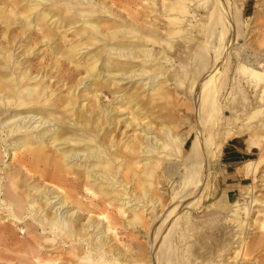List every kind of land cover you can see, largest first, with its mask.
Masks as SVG:
<instances>
[{"label":"bare ground","instance_id":"obj_1","mask_svg":"<svg viewBox=\"0 0 264 264\" xmlns=\"http://www.w3.org/2000/svg\"><path fill=\"white\" fill-rule=\"evenodd\" d=\"M49 1L51 0H44L45 4ZM122 1L111 0L113 4H121ZM124 1L132 6L141 5V10L154 8L150 9V15L146 12L143 14L146 19L150 18V23L144 19L140 20L143 15L139 16L137 10L126 9L123 19L126 24L120 27L114 22L108 28V35L104 34V48L107 49L104 77L99 79L90 66L91 63L86 65L85 77H81L76 83V80L74 81L75 84L69 87L66 98L60 101L58 108L53 102L54 91L50 85L44 84L49 74L40 70V63L34 64L32 61L41 55L51 54L59 60L64 59L62 62L67 60L79 69L82 63L73 59L75 53L64 50L63 46H59L58 42L42 29L38 28L36 38H31L29 30L34 31L38 24L36 22L32 26L31 22L25 21L26 26L21 34L17 32L18 34L8 42L11 46L5 48L8 55L0 57L8 59L14 68L16 66L11 76L9 70H0V118L9 113L6 119L0 120L1 133L5 135L0 141V147L4 148L3 153L8 157L4 168H0V209L7 212L5 216L8 218L0 222V231L14 230L13 223H27V220L31 219L33 223H27V231L36 233L37 230H42L44 234H52L70 249L71 256L69 254L70 257H67L68 253L65 252L60 264L175 263L173 236L181 222L177 214L184 205L189 207L193 203V200L186 202L185 198L191 194V190L196 189L194 192L197 193V198L194 203L199 201L202 187L206 183L207 169L219 158L222 147L228 140L236 136H247L248 148L256 147V128L248 127L239 114L230 112L229 116H226L219 104V99L227 87V73L233 59L231 46H234L232 49L237 56L240 77L242 75L248 83L262 92L260 102L261 99L264 100V49L255 48L251 39L245 40L248 34L245 36L241 29L243 20L241 9L237 6L238 0ZM210 1L212 4L206 19L203 16L196 19L200 15L197 8L203 9V5ZM28 3L22 5L26 12L32 11L35 6L34 0ZM103 3L102 5L106 2ZM4 8L2 10L7 16L18 15V11L9 9L7 12ZM107 10L114 12L111 8ZM79 12L80 18L84 17L83 22L89 25V28L95 31L99 29L86 17L91 12ZM193 19L196 23L190 25ZM5 20L11 21L8 17ZM194 33L203 35V40L199 41L200 48L198 47L196 52L192 51L195 53H192L190 60V66L193 63L195 70V76H192L187 60L182 63L180 61L178 70L172 68L177 51L174 54L169 51L178 37L191 45L190 43L195 41ZM39 35L41 37H38ZM210 42L213 45L207 46ZM18 44L20 45L17 47ZM155 45L161 47L158 46L159 49L156 50ZM19 49L17 59H23L15 61L14 52ZM186 52L184 50L182 54ZM119 59L124 60L122 63L125 66H118ZM59 60L56 61L55 71L57 65H60ZM73 70L76 71L74 68ZM34 71L36 74L33 76ZM117 77H122L123 80L137 77L136 82L140 81V84L129 93L124 90L115 91L118 85ZM72 78L73 76L70 80ZM189 79H192L190 83ZM108 81L110 85L106 88L115 101L111 103V107L104 110L99 103V96ZM181 86L187 90L189 97L192 96L195 111L200 118L197 117L199 120L191 131L179 136L176 131L179 127L174 124L178 120L175 121L178 107L175 93ZM81 91L84 92L82 95L87 94L91 98L84 97L81 100ZM86 100V104H81ZM90 102L92 103L88 106ZM156 107L159 109L155 110ZM19 108L21 110L16 111ZM22 109H25V112ZM254 114H264V110H257ZM28 123L31 125L27 127ZM32 125L34 126L31 127ZM68 125L76 129V132H82L81 139L73 136L69 138L68 130L64 127ZM122 125L125 127V135L129 129L135 133L131 134V137L125 136L126 139L120 145L122 140L118 141L117 133ZM190 138L191 143L184 153ZM47 145H51L55 149L54 152ZM58 145L66 147L59 148ZM21 151L32 160L33 167L29 171H20V168L25 166H14L15 162L12 163ZM11 159L12 162H9ZM141 163L142 167L139 166ZM257 163L249 161L246 171L253 175ZM140 169L145 176L143 182L136 173ZM160 173H163L162 177L173 188L171 207L170 204L166 207L164 197L154 184V179L159 177ZM24 174L32 176L28 179H33V187H29L30 182L24 180ZM130 184L133 185L131 193ZM120 187H123L121 191ZM252 192L253 189L248 187V193ZM42 199L45 200L44 204ZM113 206L118 210L115 211ZM144 207L152 208L150 219L144 217L148 209ZM240 207L239 201L231 203L227 220L231 221L232 227H235L238 233L243 234L247 222H242L244 213L240 211ZM246 207L248 209V206ZM126 212L131 215L127 226L136 231H143V235L137 236L120 230V218ZM26 213L28 215L24 216ZM183 216L185 215H182V220ZM4 218L1 217L0 220ZM173 218V222H170ZM8 221L12 223H5ZM181 232L176 233L180 242L186 238L183 237L184 232ZM243 239L241 238L240 242H243ZM0 253L2 261H5L8 251L1 243ZM31 263L55 264V261L36 255Z\"/></svg>","mask_w":264,"mask_h":264},{"label":"rangeland","instance_id":"obj_2","mask_svg":"<svg viewBox=\"0 0 264 264\" xmlns=\"http://www.w3.org/2000/svg\"><path fill=\"white\" fill-rule=\"evenodd\" d=\"M12 1H14V2H12ZM24 1H26V2H24ZM28 1H30V0H19V1L18 0L17 1L16 0H0V10H1V13H0V33L3 32L2 34H0V57H2V55H5V56L8 55V53H6V51H5L6 50L5 48H9L11 46L8 42H10V40L13 36H16L18 33L21 34L22 30L26 26L25 21L31 22L32 26L36 22L38 24L37 25L38 27L35 28L36 30L35 29H34V31H31L33 29L29 30V34L32 35L31 38H33V37L36 38V36H37L36 33H39L38 30L42 29L45 31V33H48L56 42H58L59 46H63L64 50H66V51L71 50L73 53H75L76 56L73 59L80 62V64L82 63L81 64L82 66L79 69L73 67V65L70 62H68L67 60H65L67 63L65 61H63L65 63L62 64L63 63L62 60H64V59L60 58V60H59L55 56L48 54L49 52L47 53L48 55H46V54L41 55L40 54L41 56L35 58L32 61L34 64L40 63V68H41L40 70L45 71V73L49 74V77H47L44 80L46 82V83L44 82V84L50 85L52 90L54 91L55 94H54L53 102H54L56 108H58L61 105L60 101L64 98H66V96L69 92V87H73V85L79 79H81V77H83V78L85 77V75H86L85 66L86 65L91 63L90 66L93 67L95 75L99 79H102L104 77L103 72L106 70V64H107V55H106L107 49L104 48V42H106V36L109 33L108 28L114 22H117L118 26H120V27H121V25L124 26L126 24V21H123V19L126 16L125 10L126 9L137 10L139 13V16L145 14V12L147 14H149L151 12V10H154V8H150L151 9L150 10L148 7H147L148 9H146V10H141L142 6L140 5V2H139L140 6H132L129 3H125L124 0L122 1L121 4L120 3L113 4L111 2V0H103V1L102 0H78V1L77 0H51L47 4H45L46 2H44V0H34V4H35L34 9L32 11L29 10L28 12H26V9H22V7H23L22 5L27 4ZM38 1H40L41 3ZM81 2H83L85 5L82 4ZM103 2L107 5H105ZM102 3L107 7L105 8V6L102 5ZM211 4H212V2L210 1L209 3L203 5V9H202V7L197 8L198 14H200V15H198L196 19H198L201 16H203L204 19H206V15H207V12L209 11V7ZM206 5L208 7H206ZM4 6L6 8H4ZM237 6H239V8L241 9V12H242V20L243 21L241 23V29H242L243 33L245 34V36L248 34V36L245 38V40L251 39L253 41L252 44L254 43L253 45L256 46L255 48L264 49V26H262V25H264V0H238ZM98 7L102 12L100 10H98ZM3 8L6 9L5 11H7V12L9 11V9L16 10V11H18V15L16 17H14V15L7 16L2 10ZM107 8H111V10L112 11L114 10L115 13L114 12L110 13L107 10ZM105 10L107 13L105 12ZM79 11L91 12L86 17H88L90 20H92L99 27V29L97 31H95L91 27L89 28V25H87L83 22L84 17L80 18V16H79L80 12ZM22 12H23V14H22ZM100 12L102 14H100ZM42 14L44 16H42ZM152 14H151V16H152ZM112 15H113V17H112ZM122 15H123V17H122ZM7 17L10 18L11 21L8 22L7 20H5ZM26 17H28V18H26ZM139 19L140 20L144 19V21H146L147 23L148 22L150 23V18L146 19L144 17V15H143V18H139ZM162 20H165V19H162ZM5 21H7V22L5 23ZM199 22L202 23V21H199ZM195 23L196 22L194 20L193 22L190 23V25H193ZM160 24H162V23H160ZM194 34H192V35L194 36ZM200 35L201 34L196 35V37H193V40H195L197 42H199V41L202 42L203 35H201V36ZM28 37L30 38L29 35H28ZM38 37H41V35H39ZM3 39H5V40H3ZM200 39H202V40H200ZM195 41H193L192 43H190L191 45H189V44H186L183 41V39L180 37H178L174 40V47L171 49V51H169V53L171 52V54H174L177 51L176 52L177 58L173 59L174 61H173L172 68H175L176 70H178L181 63L183 61L187 60V62H189L188 67H189V69L192 70L191 74H192V76H195L194 64L192 63L190 66V60L192 58L191 57L192 53H193V55H195L194 52H196L200 48L199 45L201 44V42L196 43ZM176 42H179V43H176ZM181 42H182V44H181ZM6 43H7V45H6ZM97 43H98V45H97ZM80 44H83V45H80ZM177 44L180 45L181 47L178 46ZM19 45L20 44H18L17 47ZM192 45L194 46V48L196 50L193 48ZM208 45L212 46L213 43L210 42L209 44H207V46ZM259 45H260V47H259ZM158 46L161 47V45H155L156 50L159 49ZM183 46H185L186 48H183ZM233 47L234 46L230 47V53H231V56L233 57V59L231 62L229 73H227V87L225 88V92H223L221 99H219V104L221 106V110L224 111V114L226 116H229L230 112L231 113L234 112V114L235 113L239 114L241 116V119H244L243 122H247L246 124L248 127L256 128V130L258 132V137H257V139L254 140L255 141L254 143H256L255 144L256 147L253 148V149H255L256 154L253 156L254 159L251 160V161L258 162L257 166H256V170H255V173H253V175L249 174L247 171V173L249 175H251V179L248 181V185L243 188V192L241 193L239 199L236 200V201L240 202V206H241L240 211L242 213H244L242 216L243 217L242 222H243V224L246 222L247 223H246V226H244L245 227L244 233L240 234L235 230L236 229L235 227H232L233 224L230 223L231 221L229 222L227 220L229 218L228 213L231 209L230 204L235 202V201L227 202L225 199V190H224V187L222 185V176H221V170H220L219 158H218L207 169L208 170L207 171V177L208 176L209 177L205 178L206 183L202 187V189H203L201 191L202 195L199 193L200 194L199 195V197H200L199 201L194 203L196 198H197L196 197L197 193L194 192L196 189L191 190L190 191L191 194L188 197H186L187 199L185 198V200H187L186 202L193 200V203L190 204L189 207H186V205H184L180 209V211L178 213L179 215L177 214V216L180 218V221L182 223L180 222L177 225L176 231L178 230V232L175 231V234L173 236L174 239L172 238L174 240L173 252H175V253L172 252L174 254V255L173 254L172 255L175 256L174 257L175 263H173V264H264V130H262V129H264V126H262V125H264V114H258V115L254 114V112L257 110H264V106H262V105H264V100L261 99V102H260L262 92H259V90L254 88L252 84L248 83L246 81V79L243 78L242 75H241L242 78L240 77L241 73H239V71H238L239 65L237 64L238 63L237 56L235 54V51L232 49ZM1 49H2V51H1ZM88 49H90V50H88ZM183 49L185 50V52L187 50V52L184 53L186 55L182 54V52L184 51ZM3 50H4V52H3ZM192 51H194V52H192ZM19 52H20V49L16 50L14 52V54L16 55L15 61L16 60L21 61L23 59V57H19V59H17L18 58L17 56H19L17 53H19ZM180 54H181V56H180ZM94 58L96 59V61ZM57 59L60 62V65H57V71L59 70V72L55 71V68H54L56 65V61H58ZM0 60H1L0 70H2V71H6V69H7V71L9 70L8 73L11 76L12 72L15 71L16 66L14 68V66H12V63H10L8 61V59H4V58L1 59L0 58ZM123 61H122V59L121 60L119 59L117 61L119 67L125 66L122 63ZM180 61H181V63H180ZM52 63L54 64V66ZM184 64H186V63H184ZM68 65H69V67H68ZM111 66H114V65H111ZM73 68L76 71H74ZM52 69L54 70V73H53ZM64 72H66V73L64 74ZM59 73H60V75H59ZM35 74H36V71L33 72V76ZM177 74H178V72H177ZM55 76L57 78H55ZM71 76H73V78L70 80ZM51 77H52V79H50ZM67 77H68V79H67ZM134 79H131V80L136 82L137 77H135ZM52 80H54V81H52ZM131 80H123L122 77H117L116 82H118L117 83L118 85H117V89L115 91L124 90V91H127L129 93L132 90V88H134V87L138 86V84H140L139 83L140 81L134 83ZM191 80L192 79H189L188 82ZM70 81H72V83H69ZM74 81H75V83H74ZM29 83L33 84L34 82H29ZM70 84H72V85H70ZM109 85H110V81H108L105 84V87L101 90L102 92L100 93V96H99V103L101 105V108L104 110L108 107H111V103L113 101H115L112 98V94L110 93V91L107 90ZM63 86H65V87H63ZM128 87H129V89H128ZM61 88H63V89H61ZM179 89L180 90L175 93V96L177 97L176 101L178 102V107H176V109H177L175 112L176 118L175 117L174 118H175V121L177 119L178 120L174 124H175V126L179 127L176 131H177L178 135L180 136V135L186 134L189 131H191L193 125L196 124V122L199 120L200 117L198 116V114L195 111L194 103L192 102L193 101L192 96L189 97L190 95L188 94L187 90L185 91L184 86L183 87L181 86ZM190 92L192 93V90H190ZM82 93H84V92L81 91V93L79 94L80 97H81ZM89 96L90 95H87V94L84 96V94H83L81 97V100L84 97H87L88 99H90L91 96L90 97ZM200 98H202V96ZM191 102L193 103L192 106H191V104H192ZM86 103H87V100L82 102L81 104H86ZM91 103L92 102L88 103V106H90ZM195 103H197V101ZM158 109H159V107L155 108V110H158ZM18 110H21V109L19 108L16 111H18ZM22 111L25 112V109H22ZM8 115H9V113H5L4 116L2 118H0V120L6 119V117ZM197 117H199V118H197ZM31 122H33V121H31ZM30 125H31V123H28L26 126L28 127ZM33 126L34 125H32L31 127H33ZM64 127H66L68 130L69 138L71 136H73L76 139H81V134H82L81 131L77 130V132H76L75 131L76 129L71 128L69 125L64 126ZM124 128H125L124 125H122L121 128L118 129L119 131L117 133L118 141L122 140V142H120V145H121V143L123 144V141L126 139V137H131L135 133L129 129L127 131V134L125 135L123 133ZM1 130H2V128L0 126V137H1L0 141L5 136L4 133H1ZM128 135H130V136H128ZM193 137H194V135L192 134L191 138H193ZM243 137L247 138V136H243ZM191 138L187 141V143L185 145L184 153H186V151H187V149L191 143V140H192ZM47 146L49 147V149H51L54 152L55 149L52 148L51 145H47ZM58 147L64 148L66 146L65 145H60V146L58 145ZM58 147H56V149ZM52 151H50V152H52ZM0 152H1L0 153L1 154L0 168H4V166H5L4 163L8 160V157L7 158L5 157V155L3 153L4 152L3 147H0ZM9 162H12V159L9 160ZM14 162H15V164H13L14 166H17L16 164L21 165V166H23V165L25 166V168H20V171H21V169L22 170L26 169L29 171V169H31L33 167L32 160L30 159V157L26 153H22V151L17 154V157L15 158V160L12 163H14ZM142 163L139 166L143 165ZM246 166L247 165H245V167ZM141 170L142 169H140L136 173H138L140 175L142 182H143L145 180V178H144L145 176L143 175V171H141ZM25 173H27V172H25ZM24 175H25V176H23V177H25L24 180L27 181L28 183L30 182L29 187H33L35 184L32 181L33 179L32 178L28 179L29 177H32V176L26 175V174H24ZM162 176H163V173H160V176L157 177L156 179H154L155 180L154 184L157 187V189L159 190L158 192L164 197V202H165V205L167 207L171 202V197H173L172 196L173 195L172 194L173 188L170 185V183H168L166 181V179H164ZM131 185L132 184L129 185L130 186V193L133 190V185L132 186ZM148 187H151V186H148ZM248 187L253 189L252 194L248 193ZM122 188L120 187V191ZM33 192H35V191H33ZM132 199H133V197H132ZM44 201L45 200L42 199V201H41L42 204H44ZM87 201L89 203V199ZM133 203H135V201ZM171 205L172 204H170L169 207H171ZM116 206H118V204H116ZM246 206H248V209ZM112 208L113 209L116 208L115 211L118 210L117 207L113 206ZM144 208L147 209L148 207H144ZM145 209H142V210H145ZM138 211H139V209L137 210V212ZM151 212H152V208L150 207L147 209V212L144 213V217L150 219L151 217L149 215H151ZM129 213L130 212H126L125 214H123V216H121V218H120V224H121L120 230L124 231L128 234H137V236L143 235V233H144L143 231H141V232L139 230L136 231L135 229L127 226L128 220L131 219V215ZM6 214H7V212L5 210L0 209V218L5 217L4 219H1L0 222H3V220L8 219L5 216ZM27 215L28 214L26 213V215H24V216H27ZM118 215H120V214H118ZM182 215H185V217L186 216L187 217L185 218L183 216V220H182L181 219ZM188 217H189V219H188ZM174 219L175 218L171 219L170 222H173ZM5 223H12V221H8ZM27 223L31 224L33 222L31 221V219H29V220H27ZM27 223H18V224L13 223L14 230L7 229V230L0 231V243L8 251L7 256H6L7 259L6 260L4 259L5 261H2V253H0V262H1L0 264H32L31 262L36 255L40 256L42 259L50 258V259L55 261V264H60V261L63 258L65 252L68 253L66 256L67 257L69 256V254H70L69 250L70 249H68V247H65L62 244L60 238L53 237V235L49 234V233L44 234V233H42V230H37L36 233H30L29 231H27V228H26ZM187 223H188V225H187ZM182 227H184L183 230H185V231L182 230ZM0 230H1V227H0ZM180 230L182 232H184L185 234L187 233L189 235L188 236V235H185L183 233V237H186V238H185V241L183 240L182 242L179 241L178 234L176 235V233L181 232ZM120 236H122V234H120ZM46 238H47V240H46ZM154 238H152L151 241H153ZM187 238H188V240H187ZM241 238L242 239L244 238L243 242H240ZM48 239H49V242H48ZM141 240H143V238ZM45 241H46V243H45ZM240 247L242 250H240ZM241 251H243V252H241ZM240 254L241 255L243 254V255L241 256ZM70 256H71V254H70ZM82 256H84V255L82 254ZM55 257H57V258H55Z\"/></svg>","mask_w":264,"mask_h":264},{"label":"crops","instance_id":"obj_3","mask_svg":"<svg viewBox=\"0 0 264 264\" xmlns=\"http://www.w3.org/2000/svg\"><path fill=\"white\" fill-rule=\"evenodd\" d=\"M253 148H248L246 138L243 136L233 137L222 147L219 166L227 202L238 200L243 188L251 179L245 165L254 159L256 153Z\"/></svg>","mask_w":264,"mask_h":264}]
</instances>
